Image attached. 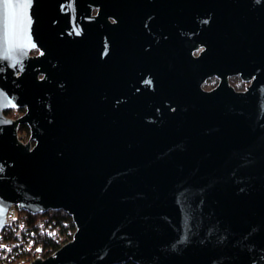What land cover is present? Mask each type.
Instances as JSON below:
<instances>
[{
	"label": "water",
	"instance_id": "obj_1",
	"mask_svg": "<svg viewBox=\"0 0 264 264\" xmlns=\"http://www.w3.org/2000/svg\"><path fill=\"white\" fill-rule=\"evenodd\" d=\"M231 1L0 0V231L13 204L76 225L30 264H264V60L230 85Z\"/></svg>",
	"mask_w": 264,
	"mask_h": 264
},
{
	"label": "flooded vegetation",
	"instance_id": "obj_2",
	"mask_svg": "<svg viewBox=\"0 0 264 264\" xmlns=\"http://www.w3.org/2000/svg\"><path fill=\"white\" fill-rule=\"evenodd\" d=\"M231 10L237 14L233 21V25H241L244 29L242 35V43L246 46L243 51L233 49L232 58L241 61L240 64H233L234 73L228 75L230 85L237 91H244L251 85L255 77L262 69L260 62L264 60V0H232ZM98 8L93 10L97 13ZM234 12V13H233ZM206 46L201 44L194 51L195 56H200ZM42 46H35L30 49V56H42L45 54ZM238 62V61H237ZM21 74V72H19ZM45 73H40L39 77L44 78ZM250 78V79H249ZM222 82V77L215 73L207 77L203 83V87L211 90ZM27 106L7 107L3 110L4 114L13 119H17L24 115ZM24 128V130H23ZM19 137L23 141H28L31 136V127L28 123H21L18 129Z\"/></svg>",
	"mask_w": 264,
	"mask_h": 264
},
{
	"label": "built area",
	"instance_id": "obj_3",
	"mask_svg": "<svg viewBox=\"0 0 264 264\" xmlns=\"http://www.w3.org/2000/svg\"><path fill=\"white\" fill-rule=\"evenodd\" d=\"M22 211L13 204L7 212L5 227L0 231V264H30L38 255L43 256L36 246L35 233L25 224L26 215Z\"/></svg>",
	"mask_w": 264,
	"mask_h": 264
},
{
	"label": "trees",
	"instance_id": "obj_4",
	"mask_svg": "<svg viewBox=\"0 0 264 264\" xmlns=\"http://www.w3.org/2000/svg\"><path fill=\"white\" fill-rule=\"evenodd\" d=\"M24 130V128H23ZM26 215L25 224L36 235V246L40 248L43 256L56 251L63 242L73 238L76 225L72 216L62 210L50 209L38 213L22 211ZM118 264H139L133 260Z\"/></svg>",
	"mask_w": 264,
	"mask_h": 264
},
{
	"label": "rangeland",
	"instance_id": "obj_5",
	"mask_svg": "<svg viewBox=\"0 0 264 264\" xmlns=\"http://www.w3.org/2000/svg\"><path fill=\"white\" fill-rule=\"evenodd\" d=\"M44 257H46V256H44Z\"/></svg>",
	"mask_w": 264,
	"mask_h": 264
}]
</instances>
